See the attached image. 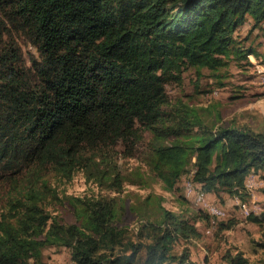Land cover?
I'll list each match as a JSON object with an SVG mask.
<instances>
[{"label":"trees","instance_id":"16d2710c","mask_svg":"<svg viewBox=\"0 0 264 264\" xmlns=\"http://www.w3.org/2000/svg\"><path fill=\"white\" fill-rule=\"evenodd\" d=\"M249 19L264 37V0H0V182L9 193L0 264H30L51 244L70 247L79 264H195L188 248L173 252L201 236L194 209L163 207L134 236L120 225L119 195H69L76 211L83 206V228L50 207L61 200L51 176L83 170L119 193L149 172L172 190L193 165L206 194L249 198L247 176L264 178V131L210 124L172 106L167 91L189 68L215 73L262 56L236 38ZM141 148L147 172H128L121 159ZM249 218L261 222L264 212ZM230 261L253 264L243 252Z\"/></svg>","mask_w":264,"mask_h":264},{"label":"rangeland","instance_id":"374dc122","mask_svg":"<svg viewBox=\"0 0 264 264\" xmlns=\"http://www.w3.org/2000/svg\"><path fill=\"white\" fill-rule=\"evenodd\" d=\"M252 21L242 25L235 32L241 45L254 46L262 52V56L250 54L248 60L240 62L231 60L228 65L217 72L208 68L202 74L189 68L183 72L181 82H171L167 91L171 105L180 107L184 104L196 109L210 124L246 125L256 131H264V81L259 69L264 65V37L257 28L251 31ZM24 42V40L22 39ZM25 55L34 48L23 44ZM27 52V53H26ZM250 61V62H249ZM171 109V106L168 107ZM143 148L137 155L122 158L124 169L131 172L142 166L147 172ZM185 172L172 190L165 183L149 172L144 180L132 182L127 180L121 192L101 189L97 183L87 178L83 170H78L72 179L58 180L51 176V182L56 187L61 200H53L51 208L54 213H60L67 223L77 222L83 228L89 223L82 210V204L77 205V211L69 200V195H119L124 204L120 225L127 226L130 233L137 235L142 221L149 218L159 219L161 209L174 210L181 213L187 208L194 209L198 218L193 220L201 231V236L189 241L179 240L175 243L173 252L181 254L186 248L190 250V260L195 264H231L230 256L243 252L253 264L264 262V220H251L249 215L254 212L261 215L264 212V178L262 172H255L248 178L250 197L242 199L228 192L220 195L208 194L207 200L216 203L224 209L226 216L211 215L197 202L194 197L186 195L185 183L192 176L191 168ZM134 178V177H133ZM9 193L7 187L0 182V213L7 204ZM244 202L250 207L249 212L238 202ZM241 207V208H240ZM149 212L147 216L140 214L141 210ZM191 219V212H186ZM30 264H79L72 257L71 248L65 245H46L39 257H32Z\"/></svg>","mask_w":264,"mask_h":264},{"label":"bare ground","instance_id":"6f19581e","mask_svg":"<svg viewBox=\"0 0 264 264\" xmlns=\"http://www.w3.org/2000/svg\"><path fill=\"white\" fill-rule=\"evenodd\" d=\"M262 69V67L259 69V71ZM193 174L194 171H192V176L187 180L189 186H190V191H187V185L185 183V187H186V195L188 197H194V199L197 202L202 203V207H205L206 211L208 213H210L211 215L214 216H218V217H224L226 216V212L224 211V209L222 207H220L219 205H217L216 203L213 202H209L207 200V194L204 192L202 193V200L199 199V193L201 187L200 185H198L194 180H193ZM239 203L246 209L247 212H249L250 207H248L244 202L239 201ZM214 207H216V209H214Z\"/></svg>","mask_w":264,"mask_h":264},{"label":"built area","instance_id":"2783aa9c","mask_svg":"<svg viewBox=\"0 0 264 264\" xmlns=\"http://www.w3.org/2000/svg\"><path fill=\"white\" fill-rule=\"evenodd\" d=\"M260 76H261V78L264 81V65H262V69L260 70ZM186 185H187V191H190V186H189L188 182H186ZM202 193H204V191L203 190H200V193H199V199L200 200H202ZM238 204H239V202H238ZM214 209H216V207H214Z\"/></svg>","mask_w":264,"mask_h":264},{"label":"crops","instance_id":"0c3cea01","mask_svg":"<svg viewBox=\"0 0 264 264\" xmlns=\"http://www.w3.org/2000/svg\"><path fill=\"white\" fill-rule=\"evenodd\" d=\"M252 55H253V54H252ZM255 57H256V56H255ZM253 174H254V176L257 175L255 172H251V173L248 175V178H250ZM248 178H247V185L249 184V183H248ZM248 186H249V185H248ZM249 190H250V189H249ZM213 193H214V192H210V193H208V194L213 195ZM208 194H207V196H208Z\"/></svg>","mask_w":264,"mask_h":264}]
</instances>
